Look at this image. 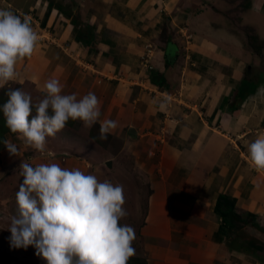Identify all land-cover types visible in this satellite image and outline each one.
<instances>
[{"label":"crops","instance_id":"obj_1","mask_svg":"<svg viewBox=\"0 0 264 264\" xmlns=\"http://www.w3.org/2000/svg\"><path fill=\"white\" fill-rule=\"evenodd\" d=\"M0 9L26 18L38 34L32 56L17 61V77L5 86L18 84L36 100L43 98L44 83L56 79L62 94L95 93L100 120L117 121L107 137L117 144L111 164L125 171L141 199L137 251L147 264H264L253 246H229L213 211L220 193L234 196L238 209L255 215L256 225L250 219L245 227L252 240L264 243V172L250 167L247 150L264 134V112L255 101L264 99V89L233 104L239 71L223 68L232 60L214 47L201 53L205 37L194 28L185 34L198 14L170 0H0ZM259 9L253 8L256 20ZM165 22L198 43L184 67L174 58L179 37L152 47ZM72 136L75 147L84 149L82 136ZM60 153L48 162L84 169L77 150ZM28 161L35 166L42 160ZM131 167L138 181H131Z\"/></svg>","mask_w":264,"mask_h":264},{"label":"clouds","instance_id":"obj_2","mask_svg":"<svg viewBox=\"0 0 264 264\" xmlns=\"http://www.w3.org/2000/svg\"><path fill=\"white\" fill-rule=\"evenodd\" d=\"M37 43L38 34L26 18L0 9V88L16 79L17 61L31 57ZM62 88L50 79L42 87L43 98L36 100L20 88H8L7 100L0 105L8 129L40 152L45 151L46 138L54 137L69 119L89 129L99 123V139L106 140L118 124L100 120L95 93L78 98L62 94ZM3 143L10 155H18L15 144ZM247 150L250 167L264 172V134ZM19 176L23 180L16 192V212L7 227L10 248L33 246L46 264H128L135 255V231L120 223L128 215L121 185L57 163L22 162Z\"/></svg>","mask_w":264,"mask_h":264},{"label":"rangeland","instance_id":"obj_3","mask_svg":"<svg viewBox=\"0 0 264 264\" xmlns=\"http://www.w3.org/2000/svg\"><path fill=\"white\" fill-rule=\"evenodd\" d=\"M175 1L176 5L178 4L181 9L183 6H186L191 9V13L193 15H199L198 18H200L201 21L196 18L193 23L194 18L190 19L192 29L189 28L185 34L187 36L188 32L190 33V31L194 28L199 35L205 37V40L201 41L202 44L199 45V51L201 53H205L206 50H210L213 47V50L225 53V55H227L226 58L231 59L233 62L230 61V63L224 65L223 68L230 71L238 69L239 73L238 80L236 79L237 83H240V81L247 76H249L248 78L250 79L252 75L251 79L257 82L255 91L259 92L264 89V0H170V4H173ZM258 6H260L259 16L261 18L258 17V20H256L253 17V8H258ZM257 13L258 12H255V15H257ZM160 31L161 32L158 37L154 39L153 43L155 44L152 45V47L157 45V40L160 44L161 42L165 44V40L167 38L174 40L175 37H179V41H182V43L179 45L178 52L174 54V58H176L177 62H179V67H184L186 64V54H189L191 51L197 53L195 48H197L196 46L198 43L196 44V42H192V37L187 39L186 36L179 30H177L178 33L176 35L172 25H169L168 22H165V25ZM254 45L257 47V50H253ZM255 46L254 48H256ZM196 53H193V55ZM210 62L208 61L209 64ZM236 63H239V65ZM149 65L150 64L148 63V66ZM217 67L219 68L220 66L217 65L213 68ZM222 82H224L225 85L229 83L227 78H222ZM5 87L8 88V86ZM10 88H12V85ZM255 98V101L258 103L261 102L260 110L264 112L263 97H259L258 95ZM66 127H69L67 133L68 136L66 138L68 141H66V144L64 145V133L67 132L65 130ZM73 129L75 130L73 131ZM82 129H87L82 121L72 120L71 124H66V126L54 137L46 138V144L48 147L45 146L44 152L35 150L24 144L22 141V146H20L21 144H17L19 138L17 136L18 134L7 135L8 140L17 146L18 155H10L6 146L4 149L0 150V264H46L45 260L35 255V248L33 246H29L26 250L23 248H10L8 237L11 233L7 227L9 226L11 216L16 212V192L19 189V184L23 180V177L19 176V167L23 162L21 159H25V163L31 164L32 162L30 163L28 160L31 159L32 156H38V158L42 161H36L37 163L35 165L49 163L48 161L50 158L53 159L56 156H64L63 153H60L62 151H66L70 154L71 152H75L77 150L79 153L77 159L84 162V169L82 172L94 175L100 182L108 180L113 185L118 184L123 187V194L125 198V204L123 207L127 210L128 215L124 217L120 223L130 225L134 229L135 240L133 241L132 246L136 250L135 253H138L137 239L140 234L139 229L142 224L145 211H143V207H140L141 199H139L135 191H133L129 182V177L124 173L125 171H121L117 165L113 168L112 164L111 166L106 164L107 161H111V156L116 153L117 144H111L109 139H99V142H96L91 138L93 133L98 132V130L94 127L92 129H88L89 131L87 132L81 131ZM81 132L83 134H81ZM74 134L82 136L81 138L84 142L81 140L78 141V143H82L84 149H78L75 147L73 144V140L75 139L72 136ZM85 142L90 143L85 144ZM19 147H21L22 151ZM50 150L54 151V153L52 152L53 155L49 153ZM20 160L22 162H19ZM129 170L131 171V181L133 177L136 181H138L140 174L134 173L132 167L129 168ZM137 193L139 194V189L137 190ZM245 227V239H254L253 235H251L250 232H247ZM261 237L263 238L264 235L262 234ZM228 238H230V236ZM263 244L264 243L257 244L253 241L250 244L242 243L241 245L244 247L246 246L248 250H253L254 247L255 250L253 251L256 258L259 261H264ZM257 246H261L263 250H257Z\"/></svg>","mask_w":264,"mask_h":264},{"label":"trees","instance_id":"obj_4","mask_svg":"<svg viewBox=\"0 0 264 264\" xmlns=\"http://www.w3.org/2000/svg\"><path fill=\"white\" fill-rule=\"evenodd\" d=\"M79 33H80V36H85V34L81 30H79ZM89 39H91V37ZM254 46H253V50H257V47L255 46L256 48H254ZM157 75L158 74L156 73H152L151 75V80L155 85H159L156 79ZM248 77L249 76L244 77L240 81L236 89L235 97L233 99L234 100L233 104H235V100L242 101V99H244L246 95L252 94L255 92L257 82L251 79L252 75L250 79ZM8 88L6 87L0 88V105H2L7 100L5 91ZM16 88H19V85L13 84L12 89H16ZM71 123H72V120L69 119V121L66 124H71ZM93 127L96 128L98 132L93 133L91 135V138L94 139L96 142H99V124H95ZM8 134L15 135L16 133H12L8 129L5 123V118L3 116V113L2 111H0V150L4 149L5 145L3 141L8 140V137H7ZM108 136L111 138V135H108ZM235 203H236V199L234 196L228 193H220L217 196L216 201L213 205V211L217 215H219V217L221 218V222L219 225V231L227 237L230 236L228 240L229 246L236 247L237 249L242 248L244 250L245 249L247 250V247L246 246L244 247L241 244L242 243L250 244L253 242V240L251 239H250L251 241L249 239L245 240L246 234H245L244 227L250 223L249 222L250 219H252V223L256 225L255 215L249 212H243L242 210L237 208ZM257 247H258V250L263 249L261 246H257ZM128 264H147V263L144 257L139 255L138 253H135V255L129 259Z\"/></svg>","mask_w":264,"mask_h":264},{"label":"water","instance_id":"obj_5","mask_svg":"<svg viewBox=\"0 0 264 264\" xmlns=\"http://www.w3.org/2000/svg\"><path fill=\"white\" fill-rule=\"evenodd\" d=\"M106 164H107L108 166H111V161H110V160L107 161Z\"/></svg>","mask_w":264,"mask_h":264},{"label":"built area","instance_id":"obj_6","mask_svg":"<svg viewBox=\"0 0 264 264\" xmlns=\"http://www.w3.org/2000/svg\"><path fill=\"white\" fill-rule=\"evenodd\" d=\"M50 154H52V152H49Z\"/></svg>","mask_w":264,"mask_h":264}]
</instances>
